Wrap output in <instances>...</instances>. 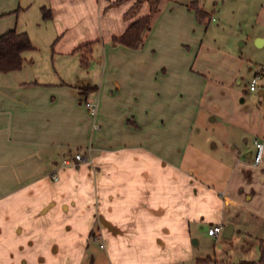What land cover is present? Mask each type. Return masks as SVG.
<instances>
[{"label":"crops","instance_id":"1","mask_svg":"<svg viewBox=\"0 0 264 264\" xmlns=\"http://www.w3.org/2000/svg\"><path fill=\"white\" fill-rule=\"evenodd\" d=\"M134 2L0 0V34L46 43L51 61L37 67L25 50L19 69L0 72V264L74 260L96 236L113 263L164 264L199 226L227 223L256 247L237 262L257 258L264 115L236 101L244 62L203 44L186 0H166L139 47L114 44L149 11ZM75 152L85 161L62 164Z\"/></svg>","mask_w":264,"mask_h":264},{"label":"rangeland","instance_id":"2","mask_svg":"<svg viewBox=\"0 0 264 264\" xmlns=\"http://www.w3.org/2000/svg\"><path fill=\"white\" fill-rule=\"evenodd\" d=\"M166 0H157L160 9ZM181 2V0H175ZM185 2V0H182ZM186 0L185 3H189ZM264 0H196L198 6L206 13L202 22H197L200 26L195 30L196 35L202 38L203 44L227 52L234 56H241L243 66L237 77L235 88L237 90L236 101L245 110L256 109L261 116L264 115V21L261 19V10L264 7ZM29 13V20L38 19V12ZM194 19V18H193ZM195 20V19H194ZM259 38L261 43L256 45L255 39ZM28 52V53H27ZM26 54L32 57L35 66H39L43 61L49 66L51 61L47 59L49 55V45L40 42ZM260 73V78L256 82L255 90L248 92L245 90L247 81L254 73ZM240 99L242 101L240 102ZM236 223L242 229L248 224V220L242 215H236ZM206 225L197 228V234L193 239L196 244L189 246L182 257L176 261L165 262L164 264H235L239 259V248L243 245L250 249L246 250V257L256 247L247 245V237L243 236L237 229L226 237H221V233L216 236H208L205 231ZM238 228V227H237ZM86 248L79 252L76 259L71 260L73 255H61L58 264H116L112 262L110 254L99 244V237H89L86 239ZM251 241V239H249ZM249 244V243H248ZM205 259L203 262L197 260ZM247 259V258H246ZM71 260V261H70Z\"/></svg>","mask_w":264,"mask_h":264},{"label":"trees","instance_id":"3","mask_svg":"<svg viewBox=\"0 0 264 264\" xmlns=\"http://www.w3.org/2000/svg\"><path fill=\"white\" fill-rule=\"evenodd\" d=\"M140 1L142 0H135L134 3L137 4ZM147 1L149 3L148 13L132 21L120 35L113 36L111 41L114 44H120L127 48H137L142 44L145 32L149 29L153 17L159 11L157 0ZM187 7L193 11L198 22H202L205 19L206 13L197 6L195 0H190ZM42 17H47V13L44 10H42ZM30 49H32V45L25 32L9 30L0 34V72L19 69L23 62L21 53ZM86 60V57L81 54L79 62L82 66H85ZM197 261L203 262L205 259ZM236 264H264V238L257 240L256 259L239 260Z\"/></svg>","mask_w":264,"mask_h":264},{"label":"built area","instance_id":"4","mask_svg":"<svg viewBox=\"0 0 264 264\" xmlns=\"http://www.w3.org/2000/svg\"><path fill=\"white\" fill-rule=\"evenodd\" d=\"M259 78V74H255L254 76H252V78H250L248 84H247V88L249 90H252L256 87V82H257V79ZM85 108L88 110L89 113L91 114H94V111H95V103L93 102H89V101H84L83 102ZM253 144H254V147H255V153H254V158H253V163L256 164L259 159H260V155H261V151H262V147H263V144L261 142H258L257 140L253 139ZM85 157L82 156L79 152H75L73 155H72V158L70 159H64L62 160V164H71V165H75L77 162H80V161H85ZM51 179H56V176L55 175H51ZM220 225H212L210 227H208L206 229V233L208 235H215V234H218L220 232Z\"/></svg>","mask_w":264,"mask_h":264},{"label":"water","instance_id":"5","mask_svg":"<svg viewBox=\"0 0 264 264\" xmlns=\"http://www.w3.org/2000/svg\"><path fill=\"white\" fill-rule=\"evenodd\" d=\"M261 41L262 40H260L259 38H256L255 39L256 45H259L261 43ZM230 232H231V224L227 223V224H225V225L222 226V228H221V236L222 237H226L227 238L230 235ZM190 242L192 244H195V239L192 238L190 240Z\"/></svg>","mask_w":264,"mask_h":264}]
</instances>
